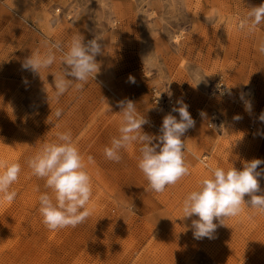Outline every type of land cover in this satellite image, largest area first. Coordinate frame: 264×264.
I'll return each mask as SVG.
<instances>
[{"label":"rangeland","instance_id":"1","mask_svg":"<svg viewBox=\"0 0 264 264\" xmlns=\"http://www.w3.org/2000/svg\"><path fill=\"white\" fill-rule=\"evenodd\" d=\"M262 3L0 0V160L21 165L11 186L17 197L0 201V264H264V214L245 208L224 224L214 220V238L197 240L192 221L198 217L186 218L182 210L209 167L242 170L253 159L264 161V54L257 50L264 23L253 34L238 27L248 9ZM78 34L85 43L101 39L99 72L57 101L60 53L40 74L22 64L44 52L46 42L66 50ZM127 100L147 121L142 131L154 137L177 100L195 121L181 137L190 174L161 193L149 189L137 166L139 145L123 151L120 163L104 155L119 135L118 104ZM171 114L179 120L178 112ZM58 132L71 133L86 163L92 157V215L75 228L52 231L39 213L45 181L27 161ZM257 170L264 172V163ZM259 184L261 195L264 175Z\"/></svg>","mask_w":264,"mask_h":264},{"label":"clouds","instance_id":"2","mask_svg":"<svg viewBox=\"0 0 264 264\" xmlns=\"http://www.w3.org/2000/svg\"><path fill=\"white\" fill-rule=\"evenodd\" d=\"M262 23L264 3L249 8L238 27L246 34H253ZM100 41L97 36L85 43L84 37L78 34L72 37L66 50L60 42H46V50L32 53L22 68L40 74L41 69H48L54 64L55 53L59 52L60 63L64 65L54 79V95L59 101L70 87L74 85L75 90H82L89 78L94 79L99 72L96 57L102 53ZM257 50L264 54V40L258 42ZM192 75L194 79L201 80L199 72ZM128 80L135 83L132 76ZM177 104L179 107H173L171 112H178L179 120L171 112L165 115L160 128L161 135L154 137L142 131V125L147 121L137 113L136 105L130 100L120 101L119 135L113 137L110 146L104 149L108 160L120 163L123 151L131 145H139L137 166L148 181L149 189L156 193L165 191L167 186L175 185L190 174L186 162V145L181 137L194 126L195 121L183 100H177ZM250 107V104H245L246 110ZM61 115L62 109L58 108L55 116L59 118ZM200 115L204 117L206 114L201 112ZM240 118L238 115L234 117L236 120ZM259 119L264 121V113ZM56 136L55 142L43 144L27 161L32 174L45 181L44 186L48 191L38 197L39 213L43 224L52 231L75 228L92 215V210L87 207L92 198V182L87 163L92 162V157L89 156L85 162L70 132H58ZM154 140L158 143H154ZM262 163L264 161L261 159H253L246 162L242 170L234 167L225 170L219 166L208 168L210 175L204 177L182 203L184 217H198L192 221L195 239H213L218 227L214 220L224 224L226 219L239 216L245 208L264 214V194H257L260 192L259 178L264 175V172L257 169ZM20 173L21 165L18 162L0 160V201L9 204L14 202L17 192L11 186L18 181ZM246 195L250 197L247 201Z\"/></svg>","mask_w":264,"mask_h":264}]
</instances>
